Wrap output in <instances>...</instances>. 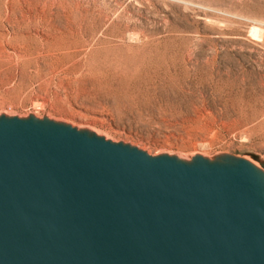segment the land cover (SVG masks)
Returning a JSON list of instances; mask_svg holds the SVG:
<instances>
[{
  "label": "rangeland",
  "instance_id": "obj_1",
  "mask_svg": "<svg viewBox=\"0 0 264 264\" xmlns=\"http://www.w3.org/2000/svg\"><path fill=\"white\" fill-rule=\"evenodd\" d=\"M264 171V0H0V116Z\"/></svg>",
  "mask_w": 264,
  "mask_h": 264
},
{
  "label": "water",
  "instance_id": "obj_2",
  "mask_svg": "<svg viewBox=\"0 0 264 264\" xmlns=\"http://www.w3.org/2000/svg\"><path fill=\"white\" fill-rule=\"evenodd\" d=\"M0 264H264V171L1 115Z\"/></svg>",
  "mask_w": 264,
  "mask_h": 264
}]
</instances>
